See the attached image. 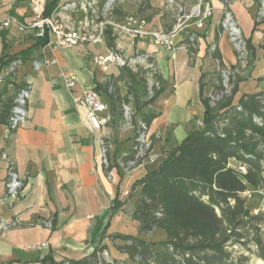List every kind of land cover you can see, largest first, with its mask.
<instances>
[{
    "label": "crops",
    "instance_id": "obj_1",
    "mask_svg": "<svg viewBox=\"0 0 264 264\" xmlns=\"http://www.w3.org/2000/svg\"><path fill=\"white\" fill-rule=\"evenodd\" d=\"M211 1L215 10L210 23L206 22L202 32L192 27L195 33L202 34L198 36L202 44L196 53L189 50L191 44L185 35L176 38L177 46L173 50L158 47L151 40L132 43L123 36H116L117 48L125 56H132L137 50L154 55L165 79L164 92L143 110L160 113L151 123L148 134L155 139L153 150L161 158L165 151L180 144L195 128V120L203 117L201 83H204V94L207 95L209 86L204 79L214 72L205 69V61L212 54L211 46H217L221 52L220 41L224 34L230 40L223 30L215 42L223 2ZM92 2L97 13L100 7L94 0ZM162 16V12L156 13L149 21L150 27L171 30L175 22L166 21ZM12 28L6 30L8 54L17 53L36 42L27 37L30 45L12 50L9 39L14 40L17 47L25 40L16 27L15 31ZM259 35L257 41L253 36L245 35L255 46L256 55L264 50V33ZM1 37L2 47L3 33ZM110 51L106 39L76 48L55 49L46 45L19 68L14 79L17 88L27 81L32 88L27 120L13 133L8 125L0 123V221L17 222L5 232L0 229V264H43L47 255H52L56 261L82 259L91 255L99 245H106L107 252L119 264L136 263L118 249L124 241L113 240L107 230L106 223L112 216L110 206L116 194L112 189L118 188L119 197L124 202L122 207L129 206L132 215L140 188L128 196L126 192L130 189L121 191V184L125 181L133 185L159 164L145 161L132 173L125 172L126 156L133 149L136 129L122 128L120 121L112 118L109 109L91 114L75 102L84 91L118 77L121 67L111 64L105 70L94 60L95 56ZM36 61L39 66L35 65ZM28 63L30 67L26 69ZM71 74L77 76L74 86L67 84V77ZM241 85L242 82L239 87ZM5 86H2L6 90L5 98H14L16 92L11 95ZM118 86L122 95L128 92L124 81L118 82ZM261 90H264V84L258 81L255 92ZM242 94L241 90L236 94L235 102ZM103 99L107 102L105 95ZM136 119L141 120V113ZM103 142L109 146L110 160L118 166L111 180L102 164ZM10 167H14L24 181L25 187L18 197L7 193ZM53 220L57 225L54 230ZM41 243H47V246L28 248V245Z\"/></svg>",
    "mask_w": 264,
    "mask_h": 264
},
{
    "label": "trees",
    "instance_id": "obj_2",
    "mask_svg": "<svg viewBox=\"0 0 264 264\" xmlns=\"http://www.w3.org/2000/svg\"><path fill=\"white\" fill-rule=\"evenodd\" d=\"M59 2L48 0L47 13L51 14ZM119 13L120 9L114 7V17L122 18L118 16ZM207 22L209 24L210 19ZM222 31L220 24L215 35L216 43ZM194 35H186L187 42L193 44L199 34ZM6 36L5 31L3 52L8 48ZM105 39L111 50H116V35L108 31ZM247 41L249 48L253 49L251 39L247 38ZM47 43V38H38L34 44L17 53L0 54V72L13 59L20 58L25 62ZM189 50L196 53V49ZM212 54L219 60L220 67L226 69L217 46ZM147 61L153 64L154 69L141 64L136 69L122 66L118 77L97 84L94 88L107 97L112 118L120 121L119 124L124 120V106L133 105L135 113H141V123L148 131L160 113L143 110L164 92L165 79L154 55H149ZM243 80L240 77L233 80L229 92L224 85L218 86L217 91L221 96L216 100L204 94V83H201L204 114L199 120L202 125L190 131L180 144L168 149L159 160L158 167L134 183L133 188H140V193L132 218L139 223L140 234L162 229L166 232V239L154 242L122 233L110 235L113 240L124 241L118 249L127 253L132 261L138 264H237L227 246L244 242L246 233L243 229L262 219L260 214L252 215L248 196L242 194L250 188L261 190L264 187V155L261 151L264 145V90L243 93L235 102ZM120 81H124L128 87L125 95L120 92ZM258 81L264 84V77ZM5 91L0 89V123L9 126L14 98H5ZM9 129L11 133L16 131L11 127ZM137 139L135 137L126 161L135 159ZM231 159L245 164L247 172L241 173L229 166ZM141 163L142 158H139L137 165ZM119 195L117 191L112 200L110 209L113 213L123 206ZM56 228L53 220L52 229ZM256 231L253 239L257 245L256 254L264 261V239L260 229L256 227ZM105 251L107 246L99 245L91 255L82 259L56 261L52 255H47L42 262L101 264Z\"/></svg>",
    "mask_w": 264,
    "mask_h": 264
},
{
    "label": "built area",
    "instance_id": "obj_3",
    "mask_svg": "<svg viewBox=\"0 0 264 264\" xmlns=\"http://www.w3.org/2000/svg\"><path fill=\"white\" fill-rule=\"evenodd\" d=\"M173 0H169L172 2ZM231 1V0H230ZM236 1V0H234ZM251 1V0H247ZM229 2V0H227ZM226 6L223 14L221 25L224 32H226L234 46L236 52L248 53V41L244 35L235 15ZM260 14H264V0H261ZM48 0H0V37L3 32L9 30L13 26L16 27L25 37L32 39H48L47 45L55 49L76 48L80 45L97 44L106 38L108 31L113 35H120L125 37L128 41L134 43L138 40H151L158 47H167L173 50L177 46L176 38L182 35H190L194 37L195 31L192 27L203 28L214 15L215 7L211 0H199L191 10L184 7H179L177 23L171 30H162L151 28L149 20L145 17L126 14L120 19L113 15L111 2L105 4L100 12V15H94V3L88 0H60L56 9L51 13H47ZM224 7V5H223ZM92 11L93 16L89 17ZM69 12V13H68ZM83 13L84 18L78 20L73 17V13ZM215 49L216 46H212ZM250 50V49H249ZM1 47L0 54H6ZM151 55L147 52L135 51L132 56H125L124 52L118 48L111 50L106 55H97L94 60L101 65L105 70L111 64H116L119 67L130 66L134 69L141 64L145 68L154 69L152 63L147 61V57ZM23 62L20 58L13 59L4 65L0 72V89L7 84L8 80L15 79L19 68ZM39 66L38 61L35 62ZM227 69H224L226 73ZM152 76V74H150ZM227 76V74L225 75ZM77 82V76L71 74L67 77V84L74 86ZM10 84H12L10 82ZM152 85V79L150 78ZM31 83L30 81L20 84L16 90V94L9 117V128L17 129L28 118L29 102L31 97ZM221 94L212 96L213 100L219 99ZM76 105L87 109L91 114L107 111L109 109L108 103L103 99V95L95 88H90L77 97ZM133 112L129 105L124 106V126L131 125ZM202 125V122L199 121ZM140 136L137 137V153L135 159L126 161L128 168H136L143 165L145 161L151 163L158 162L161 157L151 153V146L153 137L148 134V131L140 122ZM102 164L107 169L108 178L113 177V166L109 158V146L106 143H101ZM5 157V156H4ZM142 158V163L137 165V160ZM229 166L235 168L238 172L246 173L247 166L243 163H238L235 159H231ZM7 193L9 196L18 197L24 189V181L20 178L18 172L14 167L9 169V177L6 182ZM129 192H126L128 194ZM11 224H17L11 223ZM11 224L0 221V229L5 232ZM45 247L47 243L28 245L30 249L37 247ZM104 262L101 264H117L112 259L107 251L103 254Z\"/></svg>",
    "mask_w": 264,
    "mask_h": 264
},
{
    "label": "rangeland",
    "instance_id": "obj_4",
    "mask_svg": "<svg viewBox=\"0 0 264 264\" xmlns=\"http://www.w3.org/2000/svg\"><path fill=\"white\" fill-rule=\"evenodd\" d=\"M88 1H92V0H88ZM94 1L100 7L99 10L96 11L97 13L94 12V15H100L102 7L111 1L112 9L114 7L120 9V13L118 15L119 17H123L126 14H135L145 17L149 21H152L156 13L162 12L163 13L162 17H164L166 21L169 22L174 21L175 24L177 23V19H178L177 14L179 7H184L189 11L199 3V0H173L172 2H169V0H113V1L94 0ZM220 1L223 2L224 9L226 6H229V2L231 1L234 2V0L231 1L229 0V2H227V0H220ZM232 3L229 9L232 11L234 15L236 14L235 17L237 16L236 18L239 19L238 23L243 33L251 37L253 36L255 41H257L260 37L259 34H261L262 36V34L264 33V14H260V9L262 6L261 0H255V1L239 0L235 2L233 6ZM224 9H222V14L219 19L220 24L224 17L223 14ZM73 17L77 18L78 20H81L84 18V14H81L79 12L73 13ZM89 17L96 18V16H93L92 11L90 12ZM12 29L13 31H15L14 27ZM198 29H201V32L203 31L202 28H198ZM200 36H202V34ZM14 42H15L14 40L9 39V47L12 50H15L16 48L19 47L25 48L27 47L26 45H30L29 43H31L28 42L27 37H25L24 42L21 43V45H19L18 47L17 45H14ZM200 44H202V40L197 38V40L193 44H191L190 48L197 50L200 48ZM1 45H2V37H0V47ZM220 49L223 55V63L227 65L226 66L227 71L225 73L224 69L220 67L219 60L213 57L212 54H209V56L205 61V69L214 72L207 75L204 79L206 81V84L209 86L207 95L216 97V94H218L217 87L220 85H224V87H226V90L229 92L231 90L233 80H236L239 77L243 79V76L246 77V80L242 81V85L239 87V91L241 90L243 93H254L255 90L257 89L258 79L260 78V77L258 78V76L264 75V50L261 49L263 52H259L256 55L255 52L256 48L254 46L253 49L250 48H249L250 50L248 49V53L236 52L231 40H228L225 34L224 36H222V39L220 41ZM213 51L214 49L211 48L210 52L212 53ZM29 67H30V63H28L25 68L27 69ZM226 74L227 76H225ZM10 82L13 83V86H9ZM5 87L7 91L11 93V95H14V93L17 90V85L14 82V79L8 80ZM130 107L133 112V118L130 123L131 125L123 127L124 122H122L120 125L124 129L135 128L136 129L135 137H139L141 130L139 124L141 120H137L136 116L140 113H135L133 105H130ZM199 121L200 120L198 119L194 121L193 124L194 127L200 126ZM154 141L155 139L153 138L151 153L159 156L160 158L161 156L155 154L153 150ZM261 151L264 155V145L261 146ZM157 164H160V161H158ZM112 166H113V171L117 172L118 166L116 165L115 162H112ZM136 168L132 169L126 166L125 172L132 173ZM133 185H130L127 182L123 181L120 190L122 191L125 189H130L128 193V196H130L132 195V192L135 190L133 188ZM112 190L115 193H117L118 188L115 187V189ZM242 195L248 196V200H249L248 207L250 208L252 215L260 214L262 215V219H260L259 221L252 222L246 228L243 229V231L246 233V236L243 239L244 242L241 243L237 242L235 244H230L227 246V250L231 253L237 264H264V261L260 259L256 254L257 245L253 240L255 239V235L257 234L256 227L260 229V233L264 239V187L261 190H253V188H250L249 191L244 192ZM137 196L138 193L133 196V200ZM127 198L124 197V200H127ZM122 203L124 204V202ZM111 215L112 216L109 217L108 222L106 223L107 230L111 234L122 233L126 235H133L154 242H161L166 239V232L162 229L154 230L153 232L148 234H140L139 223L132 218L129 206H127L126 208L122 207L116 213L111 212ZM108 253L111 257V253L110 252ZM112 253L114 255L113 250ZM114 261L119 264L117 260L114 259ZM46 263H48V261Z\"/></svg>",
    "mask_w": 264,
    "mask_h": 264
},
{
    "label": "water",
    "instance_id": "obj_5",
    "mask_svg": "<svg viewBox=\"0 0 264 264\" xmlns=\"http://www.w3.org/2000/svg\"><path fill=\"white\" fill-rule=\"evenodd\" d=\"M113 1V0H112ZM111 2V1H110Z\"/></svg>",
    "mask_w": 264,
    "mask_h": 264
}]
</instances>
